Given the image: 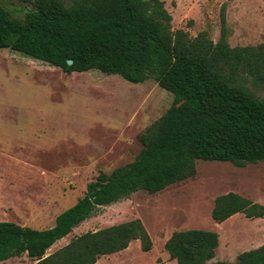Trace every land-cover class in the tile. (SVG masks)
Instances as JSON below:
<instances>
[{
	"label": "trees",
	"instance_id": "obj_1",
	"mask_svg": "<svg viewBox=\"0 0 264 264\" xmlns=\"http://www.w3.org/2000/svg\"><path fill=\"white\" fill-rule=\"evenodd\" d=\"M5 1L0 0V50L66 74L99 71L133 84L153 80L173 95V104L140 135L136 159L100 173L54 227L0 222V263L27 255L34 264H97L135 241L148 253L151 237L140 220H132L47 254L101 209L140 191L157 194L194 178L198 161L239 168L264 162V43L232 47L225 8L215 43L207 31L196 38L175 31L162 0H25L31 7L23 17H14ZM238 214L264 219V206L236 193L215 200L216 223ZM219 246L218 233L192 229L174 232L165 248L178 264H264V245L230 263L214 261Z\"/></svg>",
	"mask_w": 264,
	"mask_h": 264
},
{
	"label": "rangeland",
	"instance_id": "obj_2",
	"mask_svg": "<svg viewBox=\"0 0 264 264\" xmlns=\"http://www.w3.org/2000/svg\"><path fill=\"white\" fill-rule=\"evenodd\" d=\"M173 29L191 38L209 32L217 43L226 9L232 47L264 43V0H162ZM14 17L31 7L6 0ZM173 95L155 81L133 84L99 71L66 74L8 49L0 50V222L37 230L55 226L57 217L84 197L100 173L132 163L139 137L172 106ZM236 193L264 206V162L239 168L227 162L198 161L197 175L157 194L140 191L101 211L56 243L48 255L75 238L140 220L153 248L141 242L98 264H164L165 244L174 232L201 229L218 233L215 262H235L264 245V219L239 214L218 224L215 200ZM27 255L0 264H34Z\"/></svg>",
	"mask_w": 264,
	"mask_h": 264
},
{
	"label": "crops",
	"instance_id": "obj_3",
	"mask_svg": "<svg viewBox=\"0 0 264 264\" xmlns=\"http://www.w3.org/2000/svg\"><path fill=\"white\" fill-rule=\"evenodd\" d=\"M239 215V214H238ZM233 218V217H232ZM198 230H201V229H198ZM170 239V238H169ZM168 239V240H169ZM167 240V241H168ZM166 245V244H165ZM220 247V246H219ZM219 249V248H218ZM218 252V250H217ZM112 256V255H111ZM111 256H106V257H111ZM216 257H217V253H216ZM215 261V260H214ZM98 264V263H97ZM164 264H178V262L176 260H172L169 253L166 251V259L164 261Z\"/></svg>",
	"mask_w": 264,
	"mask_h": 264
},
{
	"label": "water",
	"instance_id": "obj_4",
	"mask_svg": "<svg viewBox=\"0 0 264 264\" xmlns=\"http://www.w3.org/2000/svg\"><path fill=\"white\" fill-rule=\"evenodd\" d=\"M73 64V61H69V65H72Z\"/></svg>",
	"mask_w": 264,
	"mask_h": 264
}]
</instances>
